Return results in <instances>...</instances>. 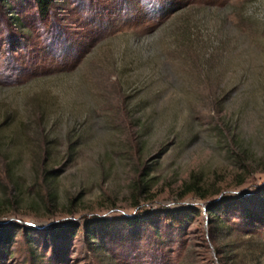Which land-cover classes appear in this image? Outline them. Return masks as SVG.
<instances>
[{
	"label": "rangeland",
	"instance_id": "374dc122",
	"mask_svg": "<svg viewBox=\"0 0 264 264\" xmlns=\"http://www.w3.org/2000/svg\"><path fill=\"white\" fill-rule=\"evenodd\" d=\"M0 227V264H264V0H0Z\"/></svg>",
	"mask_w": 264,
	"mask_h": 264
},
{
	"label": "trees",
	"instance_id": "16d2710c",
	"mask_svg": "<svg viewBox=\"0 0 264 264\" xmlns=\"http://www.w3.org/2000/svg\"><path fill=\"white\" fill-rule=\"evenodd\" d=\"M36 8V12L40 18H44L48 15L49 8L52 4V0H31ZM187 191H192L193 189L197 191V187L194 184H190L187 187L185 186ZM125 223L129 220H124ZM131 221H136V219H132ZM130 221V222H131ZM11 237V229L6 227H0V244H7L10 241Z\"/></svg>",
	"mask_w": 264,
	"mask_h": 264
}]
</instances>
